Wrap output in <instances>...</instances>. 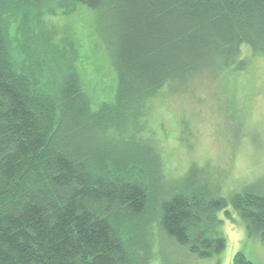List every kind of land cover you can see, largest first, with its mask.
Returning a JSON list of instances; mask_svg holds the SVG:
<instances>
[{"label":"trees","instance_id":"obj_1","mask_svg":"<svg viewBox=\"0 0 264 264\" xmlns=\"http://www.w3.org/2000/svg\"><path fill=\"white\" fill-rule=\"evenodd\" d=\"M76 7L109 54L112 98L40 44ZM263 58L264 0H0V264H153L159 240L211 260L228 209L264 243V194L221 196L194 164L170 177L150 120L174 91L232 84Z\"/></svg>","mask_w":264,"mask_h":264},{"label":"rangeland","instance_id":"obj_2","mask_svg":"<svg viewBox=\"0 0 264 264\" xmlns=\"http://www.w3.org/2000/svg\"><path fill=\"white\" fill-rule=\"evenodd\" d=\"M44 23L40 44H59L67 60L84 62L85 72L79 70L92 74L95 95L103 91L112 98L115 81L109 54L91 14L76 7L70 15L50 17ZM18 39L19 44L25 43L21 36ZM76 43L82 47L76 49ZM225 84L203 78L164 97L150 115L152 135L157 137L167 172L175 180L185 176L194 164L207 170L212 189L221 196L246 189L264 194V58L253 61L236 82ZM228 211L230 219L223 212L217 214L225 240L219 255L198 260L159 240L153 264H232L237 253L253 264H264V243L250 237L237 214Z\"/></svg>","mask_w":264,"mask_h":264}]
</instances>
